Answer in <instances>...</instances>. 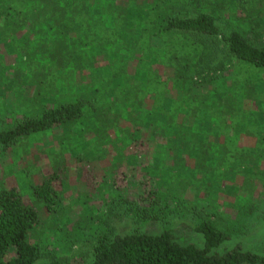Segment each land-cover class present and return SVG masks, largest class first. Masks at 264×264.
Wrapping results in <instances>:
<instances>
[{
  "label": "trees",
  "instance_id": "trees-1",
  "mask_svg": "<svg viewBox=\"0 0 264 264\" xmlns=\"http://www.w3.org/2000/svg\"><path fill=\"white\" fill-rule=\"evenodd\" d=\"M259 2L264 0H0V49H6L0 53V91L16 93L6 108L10 119L0 122V146L23 152L41 133L74 123L73 140L60 142L72 154L76 149L73 155L83 163L110 145L116 148L114 167L125 160L128 170L144 176L135 197L111 185L105 216L96 217L93 207L86 211L87 222H99L90 233L93 260L83 264H264V254L239 246L218 251L232 236L226 220H238L240 207L233 219L218 206L198 204L202 193L208 195L203 188L215 165L235 180L232 186L215 176L216 185L235 190L234 197L247 189L249 211L260 202L253 190L258 181L264 187V46L238 29L224 32L216 16L226 3L255 10ZM100 55L117 61L101 64ZM234 62L224 85L196 93ZM28 87L34 90L25 95ZM51 153L49 170L22 173L32 196L64 226L65 153ZM201 180L202 187L196 184ZM259 204L264 207V190ZM179 214L195 217L203 247L182 243L170 229L141 230ZM124 217L135 228L120 233L112 222ZM40 220L39 206L26 201L19 184L0 188V264H34L43 257L45 245L30 239ZM46 264L80 263L51 254Z\"/></svg>",
  "mask_w": 264,
  "mask_h": 264
},
{
  "label": "rangeland",
  "instance_id": "rangeland-1",
  "mask_svg": "<svg viewBox=\"0 0 264 264\" xmlns=\"http://www.w3.org/2000/svg\"><path fill=\"white\" fill-rule=\"evenodd\" d=\"M253 9L252 5L247 3L238 6L237 4L233 5V3H230L229 5V3H226L222 10L216 12V16L224 32H229L231 29H238L258 46H264V2H259L256 9ZM258 33H261L260 38H256V34ZM5 51V47L2 45L0 53H4ZM108 54L110 55L111 53ZM17 55L16 53V57ZM118 55L120 57V53H118ZM7 56L10 62L13 63L15 57L12 55ZM112 61L115 62L117 60L106 59L103 55L98 57V62L101 64H111ZM234 68L235 62L228 68V71L219 74V78H216L211 84H200L196 89V93L210 92L211 89L213 90L219 85H224L227 77H233ZM2 69L3 64L0 62V76ZM158 69L161 73H168L167 68L158 67ZM249 72L252 73L250 68ZM7 74L10 77L14 76V72L11 70H8ZM84 75H80L79 77L80 80L82 78V83L86 82V74ZM32 90H34V87H28L25 95H29L28 93L31 94ZM15 96L16 93L10 88H7L4 94L0 91V122L2 121V116L7 117L8 120L10 119V110L6 108L12 107V102L16 101ZM253 106L254 103H250L249 107L251 108ZM1 125L2 124H0V128H2ZM74 129V123L57 126L49 133L45 132L36 136L33 140L34 142H32L28 148L26 145V148L23 149L24 151H20L19 153L12 147L0 146V188L19 184L23 189L26 201L30 204L39 206L41 220L39 225L31 231L30 239L33 242H42V244L45 245V249L43 257L34 264H46L51 254H54L58 258H67L80 264L92 262L95 236L90 235V233L99 221L95 218L94 223L91 224V222H87L86 211L92 207L95 208L94 215H96V217L106 212L107 205L105 202L109 200L110 190L112 191L113 189L111 185L116 186V189L121 193L128 194L131 197L137 196V193L140 192L143 187L141 184L144 178L143 174L135 168L128 170L125 160H123L122 163H117L116 167H114L113 156L116 153V148L110 145H106V147L103 148L104 152L105 149L107 151L105 153L106 155H104L102 151L101 153H95L94 157L91 159L82 156L84 160H89L87 163H83L80 160L81 156L76 157L73 155L77 150L74 149L72 154L66 147L67 143H63L64 145H62L60 141L73 140L72 137L75 135ZM248 129L253 131L250 127H248ZM146 134L144 137L149 138V132H146ZM253 139V137L248 138L250 142H252ZM150 144H152L150 145V149H154L155 143L151 142ZM88 149H90V147H88ZM52 150L58 153L59 151H64L65 153V161H63L61 165L64 169V179L68 184H63L66 194L64 195L62 204L65 206L63 217L67 216L69 222L66 221L67 223H65L64 226H61L63 225L62 222L55 221V216L43 206L41 200L32 196L26 184L28 177L25 175L26 173H22L23 170L32 171L36 168L38 170L42 169L43 171L49 170V166L51 167L52 165L50 160H54L50 159L54 157V153H51ZM101 154H103V156H101ZM147 154V158L143 160L145 163L151 158V150L147 152ZM133 159L134 157L130 158L132 162ZM150 174L153 176L154 172L151 171ZM229 174L230 171H228L227 174V172H222L217 169L215 165L212 173L208 175L209 181H207V183L209 185L203 188L208 191V195L206 194L207 197L205 198L203 193L199 196V206H205L206 209L209 210H211L212 207L218 206V210L221 213L233 219L236 218L237 212L239 211L238 207L241 208L238 220H226L227 225L230 227L229 234L232 236L222 244L218 251L223 253L226 250L239 246L245 251L264 254V207L262 204H259L262 202L264 187L260 185L261 182L258 181L259 185L256 190L253 191L255 193L254 196L257 195L260 198V202L253 203L254 211H249L248 208L250 207V203L244 199L250 194L247 189H242L240 195L234 197L233 194L235 190L226 187H222L223 189H221L220 185H216V182H219V179H223L224 177V179H228L225 184L228 183V185L231 184L234 186L235 180L231 179ZM215 176L219 178L216 181L214 180ZM33 177L39 178L40 175L34 173ZM198 183L200 187H202V180L196 181V184ZM223 185L224 184H222V186ZM191 191L195 190L192 189ZM194 194L189 193L187 199L193 201L195 199ZM222 221H220V223H222ZM196 222L197 220L192 215H172L161 221L144 223L141 230L143 232L157 234L166 229H170L182 243H194L198 247H203L204 236L195 230L194 227ZM234 223L237 224V227L235 226L236 229L232 226ZM112 225L120 233H127L135 228V225L126 217L114 220ZM82 226L85 227L80 228Z\"/></svg>",
  "mask_w": 264,
  "mask_h": 264
}]
</instances>
